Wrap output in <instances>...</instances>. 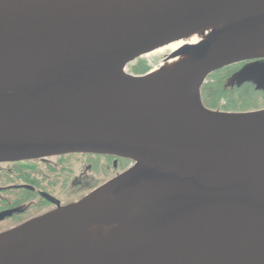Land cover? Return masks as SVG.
<instances>
[{
  "label": "water",
  "instance_id": "obj_1",
  "mask_svg": "<svg viewBox=\"0 0 264 264\" xmlns=\"http://www.w3.org/2000/svg\"><path fill=\"white\" fill-rule=\"evenodd\" d=\"M213 28L165 57L184 56L176 71L127 70ZM263 47L264 0H0V162L133 161L0 233V264H264V109L202 99L213 72ZM234 79L264 89V63ZM124 219L132 233L81 234Z\"/></svg>",
  "mask_w": 264,
  "mask_h": 264
},
{
  "label": "flooded vegetation",
  "instance_id": "obj_2",
  "mask_svg": "<svg viewBox=\"0 0 264 264\" xmlns=\"http://www.w3.org/2000/svg\"><path fill=\"white\" fill-rule=\"evenodd\" d=\"M250 62L264 63V59L243 61L226 66L213 72L206 79L202 87V99L207 108L224 112H248L264 109V104L262 103L254 107L246 108H242L238 103V98L244 90L243 94L253 92L256 95L264 96V89H257V85L251 81L241 83L240 86L234 82L226 85L225 87H228L229 90H227L225 97H219L217 99V97L212 96V92L210 93L213 89L211 84L214 83L216 76H220L222 81L228 80ZM223 70L224 73L222 72ZM231 95L236 97L232 98L235 107L224 106L223 104L227 102L226 97ZM216 99L218 100V104L214 102ZM71 155L99 157L101 163H105L108 170L113 172L111 177L133 165L132 160L122 157L80 153L63 154L25 161L0 162V233L54 210L58 205L53 200L59 201L61 205H66L75 200H72V197L68 198L67 192L61 190V188L58 190L59 187H63V184H65L66 175H68L67 178L71 177V169L63 162L64 158ZM73 175L75 176V174ZM60 181H63V183H59L58 185ZM89 191L82 193L76 200L81 199Z\"/></svg>",
  "mask_w": 264,
  "mask_h": 264
},
{
  "label": "rangeland",
  "instance_id": "obj_3",
  "mask_svg": "<svg viewBox=\"0 0 264 264\" xmlns=\"http://www.w3.org/2000/svg\"><path fill=\"white\" fill-rule=\"evenodd\" d=\"M170 52L171 50H166L163 52H155L143 58L141 57L134 62H131L127 67V70L132 74H143L141 73V71L135 70L132 67L133 64L139 65L140 63H146L144 66L139 65V67L141 68L140 70H143L146 65H150L153 68L156 64L160 63V60L165 59V57ZM244 91L238 98V103L242 108L254 107L261 103L264 104V96H259L258 94L256 95L253 92H247L243 94ZM63 162L66 166L72 168V174L70 178H67L68 175H66L65 184H63V187H59L58 190L61 188V190L66 191L67 197H72V200H76V198H79L82 193H86L87 191H91L94 188L98 187L100 183H102L106 179H109L113 175V172L108 170L105 163H101V159L99 157L88 155H71L67 158H64ZM93 168L95 169L94 171ZM73 174H75V176ZM59 183H63V181L58 182V185Z\"/></svg>",
  "mask_w": 264,
  "mask_h": 264
},
{
  "label": "bare ground",
  "instance_id": "obj_4",
  "mask_svg": "<svg viewBox=\"0 0 264 264\" xmlns=\"http://www.w3.org/2000/svg\"><path fill=\"white\" fill-rule=\"evenodd\" d=\"M228 21H230V18L225 20V22L221 26H224L226 23H228ZM214 29L215 28L199 33L195 36L183 39L181 41L171 43L150 54H153L155 52H163L166 50L175 51L185 44H193V45L197 44L207 39L211 35V33H213ZM150 54L146 56H149ZM257 54L264 55V47L256 49L251 55H257ZM156 57H157V54H156ZM183 59H184V56L181 55V56H177L176 58L170 59V60L168 59L160 60V63L154 67L153 72L154 73H165V72L176 71L177 69H179L178 65L181 61H183ZM111 196L115 198L117 194H112ZM122 230H124L125 232H129V233H132L134 231L133 226L129 224V221L124 219L123 221L115 222L111 224L91 225L89 227H86L84 230H82L81 234L87 235V236H95V235H99V236L115 235L116 236V235H121L123 232Z\"/></svg>",
  "mask_w": 264,
  "mask_h": 264
},
{
  "label": "trees",
  "instance_id": "obj_5",
  "mask_svg": "<svg viewBox=\"0 0 264 264\" xmlns=\"http://www.w3.org/2000/svg\"><path fill=\"white\" fill-rule=\"evenodd\" d=\"M146 63H140L139 65L140 66H144ZM139 65L138 64H133V68L135 69V70H137V71H141V73H145V72H147V71H149L150 70V68L152 67V66H150V65H146V67H144V69L143 70H140L141 68L139 67ZM149 66V67H148ZM244 67V66H243ZM242 67V68H243ZM241 68V69H242ZM240 69V70H241ZM239 70V71H240ZM238 71V72H239ZM223 73H224V70L222 71ZM222 72H220V73H222ZM237 72V73H238ZM237 73H235L231 78H229L228 80L226 79V80H224V81H222V79H221V77L220 76H216L214 79V83L213 84H211L212 85V90L210 91V93L212 92V96H215V97H217V99L219 98V97H225L226 95V93H227V90H229V88L227 87H225L226 85H229V84H231V83H236V84H238L239 86L241 85V83L240 82H238L236 79H234V77L236 76V74ZM211 96V97H212ZM215 97H214V99H215ZM227 98V102H225L223 105L224 106H228V107H235L234 105V100L232 99V98H236L234 95H231V96H227L226 97ZM214 100V102H215V104H218V100ZM232 101V102H231ZM70 169H72V168H70ZM72 171V170H71ZM74 171V170H73Z\"/></svg>",
  "mask_w": 264,
  "mask_h": 264
}]
</instances>
